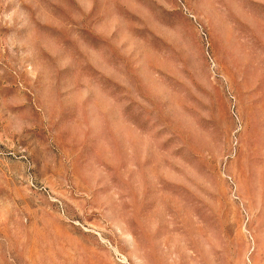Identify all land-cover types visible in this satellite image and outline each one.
<instances>
[{"label": "rangeland", "instance_id": "374dc122", "mask_svg": "<svg viewBox=\"0 0 264 264\" xmlns=\"http://www.w3.org/2000/svg\"><path fill=\"white\" fill-rule=\"evenodd\" d=\"M0 264H264V0H0Z\"/></svg>", "mask_w": 264, "mask_h": 264}]
</instances>
